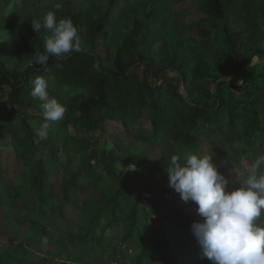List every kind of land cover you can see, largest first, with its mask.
<instances>
[{
  "label": "trees",
  "instance_id": "16d2710c",
  "mask_svg": "<svg viewBox=\"0 0 264 264\" xmlns=\"http://www.w3.org/2000/svg\"><path fill=\"white\" fill-rule=\"evenodd\" d=\"M231 1L194 0L204 17L190 24L171 23V32L184 41V47L189 48L192 54L196 44L202 43L211 46L220 57L219 70L222 72L213 79V90L197 85L193 95H189L178 85L169 87L162 79L167 71H173L182 83L193 82L189 66L179 61L178 47H170L158 63L153 55H144L138 50V35L148 36L150 25H160L161 28L164 25V17H161L156 3H151L149 10L145 11L144 3L147 7L148 0L144 1L143 9L117 0H92L82 11L61 12L65 18L59 16L56 20L72 21L80 36L81 51L64 57L50 56L45 69L36 63V59L44 52L45 42L51 33L42 29L36 33L32 29L31 22L36 20L31 10L33 1L0 0V91L7 89L6 104L11 109L25 108L30 102L24 99L32 98L30 92L34 79L43 77L49 84L48 92H58L67 112L72 115V122L85 132H105L107 121H119L127 132L157 146L170 162L172 155L181 156L182 161L190 154L199 155L196 144L203 139L216 143L218 154L230 163L242 161L244 157L254 161L257 155L264 154V63H253L261 52L257 44L264 39V31L256 22L255 10H259L264 17V4L256 7L257 0H241L249 28L234 29L225 25V8ZM118 4L119 10L111 20L112 7ZM115 24L125 29L122 43L116 47L113 56H103L96 51V39ZM151 65L152 81L146 70ZM140 66L145 69L141 76L135 71ZM228 70L234 75L241 74L239 81L243 84H231L225 91L224 86L229 83L218 78L230 73ZM145 108L151 130L135 125ZM21 123L29 128L26 118H22ZM4 128L10 134L16 156L26 166L27 174L26 180L9 185L0 174V204L20 202L23 196L21 187L25 182L42 204L46 199L45 182L53 166L36 153L31 134L22 136L11 121H7ZM90 144L95 146V142ZM46 152L54 161L58 160L55 150L48 148ZM98 152L103 169L116 178H119L115 167L119 158L117 153H122L124 159L138 169L143 170L150 163L147 153L130 152L118 137H113L109 150L100 147ZM113 154L116 155L112 157ZM62 169L61 204L56 210L49 207L52 212L57 211L60 219L62 231L56 239H66L79 252H89L90 242L95 236L92 233L93 224L98 219L106 216L111 227L120 224L122 199L118 192L109 194L104 185L96 183L100 195L88 200L85 208L79 207L73 218H66L62 210L65 204L74 205L82 177L78 170ZM39 210L44 221L56 224L48 216V207L42 204ZM146 210L155 212L156 208L146 201H136L130 208V228L122 238L126 244L133 242L139 246L134 264H197L194 258L191 262L184 261L179 252L186 248L184 240L192 234L191 223L200 221L198 213L172 207L173 216L164 224L163 233H158L157 229L149 231L140 228L142 218L138 214ZM7 211L14 216L21 214V208ZM29 220L35 227L42 226L33 217ZM257 223L264 226V211ZM49 237L55 238V235ZM0 264H21L17 251L1 250ZM77 264L85 263L79 260Z\"/></svg>",
  "mask_w": 264,
  "mask_h": 264
},
{
  "label": "rangeland",
  "instance_id": "374dc122",
  "mask_svg": "<svg viewBox=\"0 0 264 264\" xmlns=\"http://www.w3.org/2000/svg\"><path fill=\"white\" fill-rule=\"evenodd\" d=\"M33 6L31 10L37 19H41L49 11L54 12L56 18L61 12L76 13L85 9L92 0H31ZM119 3H127L135 8H142L145 0H117ZM149 5L145 11H148L151 3H156L159 8L161 17H164V25H150L148 36L138 35V50L144 55H153L154 61L159 62L164 52H168L173 47H178L181 58L189 66L192 81L190 84H184L180 80L179 75L173 71H167L162 79L166 80L169 87L178 85L186 94L193 95L197 85H202L213 90L215 76L221 74L220 57L215 53L214 49L206 44H196L195 53L189 48L184 47V41L171 32V23L177 22L181 25L190 24L201 20L204 15L198 10L194 0H148ZM264 4V0H257L256 7ZM243 8V7H242ZM241 8V0H232L225 8V25L228 28L248 29L249 25L244 19L243 10ZM119 10V4L112 7L111 20L116 16ZM256 12V22L260 26V30L264 31V17L259 10ZM160 17V18H161ZM65 18V17H64ZM162 21V19H160ZM48 33V30L43 29ZM124 27L120 24L111 25L107 33L101 32L96 39V51L103 56H113L116 47L122 43ZM190 35V32H188ZM257 47L261 52L256 55L253 63H264V39H260ZM197 53V54H196ZM219 62V64H218ZM153 65L147 67V73L151 81ZM144 66L138 67L136 73L140 76L144 72ZM228 74L218 80L226 79L229 83L224 86L227 91L229 85H237L241 80V74L234 75L231 70ZM6 92L0 91V130L2 138H0V174L3 180L9 185L11 182L26 180L27 169L21 160L15 154L14 144L10 141V134L5 130L4 124L11 121L18 127V131L22 136L31 134L34 150L45 160L46 163L52 165L48 180L45 182L46 199L42 203L48 207V216L55 225H50L44 221L40 214L39 207L41 203L34 194L31 186L25 182L22 185V199L20 202L10 204H0V251L16 250L20 257L21 264H77L82 260L85 264H134L135 258L139 253L137 244H126L122 241L125 231L130 228V208L139 202H148L155 206L156 211L150 212L139 211V217L142 218L140 228L143 230L153 231L157 229L158 233H163L164 224L173 216L172 207L182 208L189 213H197V205L194 202H183L179 194L168 186L167 170L172 166L171 162L164 158L161 151L154 144L145 143L142 138L135 137L132 133L127 132L119 121H107L105 123V132L98 130L85 132L79 125L74 124L71 120L72 115L67 111L63 117L56 122H51L48 130L47 138L40 139L36 135V130L44 122L43 120V103L34 98L29 100V105L25 108L17 107L16 110L11 109L6 104ZM49 100L55 99L64 105V101L60 98L58 92H48ZM147 108L144 109L143 116L137 120L136 126L144 127L151 130L152 126L146 116ZM74 114L73 116H76ZM26 118L29 128L27 129L21 119ZM113 137H118L121 143L132 153L141 151L147 153L150 158L149 165L142 169L136 168L129 171L130 165L124 159L122 153L115 162V167L119 178L103 169L99 162L100 147L109 150L113 145ZM95 142V146L90 143ZM53 149L58 157L57 161L46 152V149ZM194 151V148L192 149ZM196 151L199 155H211L212 161L217 165L218 171L229 180L230 187L238 186V183L247 178L248 166L253 162L249 157H244L242 161L230 163L224 160L217 152V144L203 139L196 144ZM116 154H113L115 156ZM70 171L78 170L81 172V180L77 187V195L73 200L74 205H64L62 210L66 218H73L78 208H85L88 200H92L100 195V188L96 185L99 183L104 185L109 194L119 193L121 208L123 212L120 214L121 221L117 227L109 226L106 216L98 219L93 224L94 238L91 240L89 252H79L73 246L68 244L66 239H56V235L62 231L60 219L57 217V211L49 210L51 206L54 210L61 204V189L64 169ZM123 180V183L121 182ZM77 203V204H76ZM142 205H139L141 207ZM143 207V206H142ZM21 208V214L14 216L7 209ZM80 210V209H79ZM11 214V217L9 218ZM78 215V214H77ZM109 216V212H107ZM33 217L38 220L42 226L35 227L31 225L29 218ZM80 220L83 221L81 216ZM202 220V217H200ZM86 223V221H84ZM58 230V232H56ZM191 231V230H190ZM54 234L55 238L48 235ZM184 242L186 248L180 250L179 254L184 261L191 262L195 259L197 264H211V261L200 257V249L191 234ZM72 257H76L74 259Z\"/></svg>",
  "mask_w": 264,
  "mask_h": 264
},
{
  "label": "clouds",
  "instance_id": "9594fccd",
  "mask_svg": "<svg viewBox=\"0 0 264 264\" xmlns=\"http://www.w3.org/2000/svg\"><path fill=\"white\" fill-rule=\"evenodd\" d=\"M31 27L36 33L42 28L51 33L44 52L36 59L45 69L50 56L81 51L80 36L70 19L57 21L55 13L49 11L32 21ZM33 84L31 97L44 102V122L36 135L46 139L51 122L59 121L67 108L49 100V84L43 77H36ZM171 165L168 186L183 202H194L202 217L190 225L200 257L211 264H264V226L257 223L264 211V154L257 155L248 166L247 178L234 188L218 171L211 155L190 154L183 161L181 156L172 155ZM128 170H136V165L130 164Z\"/></svg>",
  "mask_w": 264,
  "mask_h": 264
}]
</instances>
